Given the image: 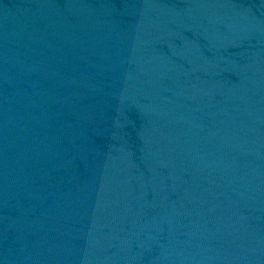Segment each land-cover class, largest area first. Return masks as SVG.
<instances>
[{"label":"water","instance_id":"obj_1","mask_svg":"<svg viewBox=\"0 0 264 264\" xmlns=\"http://www.w3.org/2000/svg\"><path fill=\"white\" fill-rule=\"evenodd\" d=\"M0 264H264V0H0Z\"/></svg>","mask_w":264,"mask_h":264}]
</instances>
